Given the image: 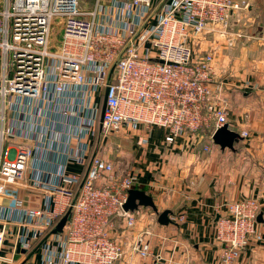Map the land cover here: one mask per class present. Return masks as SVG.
<instances>
[{
  "label": "built area",
  "instance_id": "built-area-1",
  "mask_svg": "<svg viewBox=\"0 0 264 264\" xmlns=\"http://www.w3.org/2000/svg\"><path fill=\"white\" fill-rule=\"evenodd\" d=\"M250 6L251 0H95L91 8L83 0H0V208L22 209L19 192L27 187L48 193L45 209L26 211L44 238L43 264H115L124 256L116 220L135 225L124 204L137 178L118 173L104 154L122 128L160 127L171 145L202 130L212 139L229 126L214 56H196L190 40L225 30ZM106 92L102 139L89 156L86 138L96 134ZM60 144L66 150L59 158L87 164L83 175L68 174L63 164L58 173L46 170ZM260 206L247 198L218 213L217 264H236L247 245L264 241ZM67 212L62 232L53 233ZM4 241L0 227V258ZM19 245L27 250L32 239L23 235ZM132 249L142 257L151 252L143 239Z\"/></svg>",
  "mask_w": 264,
  "mask_h": 264
},
{
  "label": "crops",
  "instance_id": "crops-1",
  "mask_svg": "<svg viewBox=\"0 0 264 264\" xmlns=\"http://www.w3.org/2000/svg\"><path fill=\"white\" fill-rule=\"evenodd\" d=\"M200 39L205 53L214 56L215 78L223 84L228 103L229 128L249 135H240L233 149L215 144L209 130L194 137L182 134L171 145L164 142L166 131L160 127L149 131L141 126L124 127L110 137L104 154L115 163L116 171L136 176V188L150 194L160 212L170 210L172 219L162 225L147 207L132 212L137 219L133 227L117 218L114 235L124 256L115 264H217L221 251L215 239L218 213L228 203L247 198L261 205L263 222L258 229L264 235V0H251L249 11L240 18L232 17L228 28ZM100 127L99 122L96 134L86 138L90 146L92 143L89 156L102 139ZM142 137L145 144L139 143ZM58 150L49 155L52 165L46 164V170L58 173L63 164L68 174L86 172V163L69 161L65 155L59 158L66 150L64 145ZM27 176L28 184L34 185L31 179L38 175L32 170ZM48 196L45 190L31 186L19 192L22 209L3 212L0 208V227L5 229L0 264H43L44 238L26 211L45 209ZM178 215L184 218L175 220ZM26 234L32 239L27 250L19 245ZM139 239L149 241V256L133 251ZM262 243L254 242L243 250L236 264H264Z\"/></svg>",
  "mask_w": 264,
  "mask_h": 264
},
{
  "label": "water",
  "instance_id": "water-1",
  "mask_svg": "<svg viewBox=\"0 0 264 264\" xmlns=\"http://www.w3.org/2000/svg\"><path fill=\"white\" fill-rule=\"evenodd\" d=\"M107 104V92L104 95L101 116H100V125L103 122L104 112ZM213 142L219 145L222 149L234 148V144L237 143L241 136L238 132L229 128L226 124L219 129H217L213 134ZM140 207L151 208L158 215V222L162 225H167L172 222L170 218L171 211L164 210L160 212L155 204L153 197L148 194L145 190L133 188L129 191V196L126 203L124 204V210L133 212L138 210ZM70 217V212H67L60 221L56 224L55 228L52 230L53 233H60L63 230V227L67 220ZM258 222H263V213L260 212L258 215Z\"/></svg>",
  "mask_w": 264,
  "mask_h": 264
},
{
  "label": "rangeland",
  "instance_id": "rangeland-1",
  "mask_svg": "<svg viewBox=\"0 0 264 264\" xmlns=\"http://www.w3.org/2000/svg\"><path fill=\"white\" fill-rule=\"evenodd\" d=\"M94 2H95V0H83V4H84V6H86L87 8H91V7H93V5H94ZM240 17H242V13L241 14H238L237 15V18H240ZM230 23V22H229ZM201 38V36H192V38H191V40H190V44H191V46L193 47V48H196L197 49V51H196V56L198 55V56H201V55H203L204 53H205V50H204V47H203V45H202V39H200ZM261 207V206H260ZM261 209V208H260ZM260 212H261V210H260ZM259 230V229H258ZM260 242H263L264 243V241H259V243ZM252 243H254V242H252ZM251 243V244H252ZM262 243V244H263ZM251 244L250 245H247V247L246 248H248V246H251ZM263 247H264V244H263ZM243 252V251H242ZM240 257V256H239ZM239 259V258H238Z\"/></svg>",
  "mask_w": 264,
  "mask_h": 264
},
{
  "label": "trees",
  "instance_id": "trees-1",
  "mask_svg": "<svg viewBox=\"0 0 264 264\" xmlns=\"http://www.w3.org/2000/svg\"><path fill=\"white\" fill-rule=\"evenodd\" d=\"M103 99L101 100V105H102ZM53 230V229H52Z\"/></svg>",
  "mask_w": 264,
  "mask_h": 264
}]
</instances>
